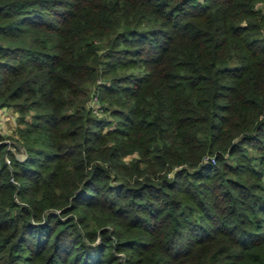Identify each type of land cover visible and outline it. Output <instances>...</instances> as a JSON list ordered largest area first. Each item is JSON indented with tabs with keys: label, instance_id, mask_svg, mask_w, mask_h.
Listing matches in <instances>:
<instances>
[{
	"label": "trees",
	"instance_id": "trees-1",
	"mask_svg": "<svg viewBox=\"0 0 264 264\" xmlns=\"http://www.w3.org/2000/svg\"><path fill=\"white\" fill-rule=\"evenodd\" d=\"M0 107V264H264V0H0Z\"/></svg>",
	"mask_w": 264,
	"mask_h": 264
},
{
	"label": "built area",
	"instance_id": "built-area-1",
	"mask_svg": "<svg viewBox=\"0 0 264 264\" xmlns=\"http://www.w3.org/2000/svg\"><path fill=\"white\" fill-rule=\"evenodd\" d=\"M97 100V99H96ZM95 100V103H96ZM13 121V123L19 127V115L12 109L4 107H0V135L5 138L4 141L0 142V144L6 145V156H5V162L6 164L11 167L12 166V159L9 156V154L17 155L19 151L17 150L15 146V142L10 139L14 138L15 135H10L7 124ZM214 162V160H212ZM12 182H15L14 179H11Z\"/></svg>",
	"mask_w": 264,
	"mask_h": 264
},
{
	"label": "water",
	"instance_id": "water-1",
	"mask_svg": "<svg viewBox=\"0 0 264 264\" xmlns=\"http://www.w3.org/2000/svg\"><path fill=\"white\" fill-rule=\"evenodd\" d=\"M15 146L19 150V153L16 155L17 159L25 161L27 159L25 148L20 143H15Z\"/></svg>",
	"mask_w": 264,
	"mask_h": 264
},
{
	"label": "crops",
	"instance_id": "crops-1",
	"mask_svg": "<svg viewBox=\"0 0 264 264\" xmlns=\"http://www.w3.org/2000/svg\"><path fill=\"white\" fill-rule=\"evenodd\" d=\"M7 128H8V131H9V134H10V135H16V132H17V126L13 123V121H10V122L7 124Z\"/></svg>",
	"mask_w": 264,
	"mask_h": 264
},
{
	"label": "rangeland",
	"instance_id": "rangeland-1",
	"mask_svg": "<svg viewBox=\"0 0 264 264\" xmlns=\"http://www.w3.org/2000/svg\"><path fill=\"white\" fill-rule=\"evenodd\" d=\"M40 148V146H38Z\"/></svg>",
	"mask_w": 264,
	"mask_h": 264
}]
</instances>
